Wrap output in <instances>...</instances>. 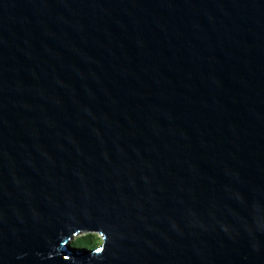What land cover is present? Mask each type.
Instances as JSON below:
<instances>
[{"label":"water","instance_id":"1","mask_svg":"<svg viewBox=\"0 0 264 264\" xmlns=\"http://www.w3.org/2000/svg\"><path fill=\"white\" fill-rule=\"evenodd\" d=\"M0 264H264V0H0Z\"/></svg>","mask_w":264,"mask_h":264},{"label":"trees","instance_id":"2","mask_svg":"<svg viewBox=\"0 0 264 264\" xmlns=\"http://www.w3.org/2000/svg\"><path fill=\"white\" fill-rule=\"evenodd\" d=\"M98 233L96 232H90V233H86L85 235L84 234H81V235H79V236H77V237H75V239H73V241L71 242V244L73 245V246H76L78 243H79V240H81V243H82V241L85 239H90V238H92L93 240H96L99 236L97 235ZM90 237V238H89ZM97 245H99V244H96V243H93V247H95V246H97ZM78 247H80V246H78Z\"/></svg>","mask_w":264,"mask_h":264},{"label":"rangeland","instance_id":"3","mask_svg":"<svg viewBox=\"0 0 264 264\" xmlns=\"http://www.w3.org/2000/svg\"><path fill=\"white\" fill-rule=\"evenodd\" d=\"M86 233H90V232H85V233H81V234H84L85 235ZM97 235L99 237L96 240H93L92 238L89 237L90 239H88V240L87 239L86 240L84 239L82 241V243H81V240H79V243L76 246H80V247H84V248H92L93 247V243L101 244L102 243V237L100 236L99 233Z\"/></svg>","mask_w":264,"mask_h":264},{"label":"clouds","instance_id":"4","mask_svg":"<svg viewBox=\"0 0 264 264\" xmlns=\"http://www.w3.org/2000/svg\"><path fill=\"white\" fill-rule=\"evenodd\" d=\"M80 234H81V233H80ZM80 234H79V235H80ZM79 235H78V236H79Z\"/></svg>","mask_w":264,"mask_h":264},{"label":"bare ground","instance_id":"5","mask_svg":"<svg viewBox=\"0 0 264 264\" xmlns=\"http://www.w3.org/2000/svg\"><path fill=\"white\" fill-rule=\"evenodd\" d=\"M75 237H77V236H75Z\"/></svg>","mask_w":264,"mask_h":264},{"label":"flooded vegetation","instance_id":"6","mask_svg":"<svg viewBox=\"0 0 264 264\" xmlns=\"http://www.w3.org/2000/svg\"><path fill=\"white\" fill-rule=\"evenodd\" d=\"M93 233V232H92Z\"/></svg>","mask_w":264,"mask_h":264}]
</instances>
